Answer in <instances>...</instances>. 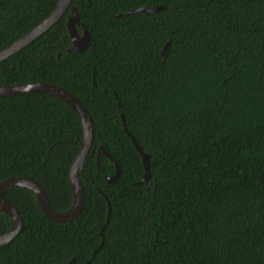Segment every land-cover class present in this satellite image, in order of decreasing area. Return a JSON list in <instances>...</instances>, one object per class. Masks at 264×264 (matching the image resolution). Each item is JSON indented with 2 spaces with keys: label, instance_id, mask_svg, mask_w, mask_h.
<instances>
[{
  "label": "trees",
  "instance_id": "16d2710c",
  "mask_svg": "<svg viewBox=\"0 0 264 264\" xmlns=\"http://www.w3.org/2000/svg\"><path fill=\"white\" fill-rule=\"evenodd\" d=\"M58 1L0 0V51ZM152 6L164 9L120 16ZM72 8L91 36L83 52L69 51ZM28 82L66 89L93 119L85 205L60 224L29 190L6 189L25 229L0 246V264H88L103 239L91 264H264V0H73L56 25L0 63V87ZM118 101L149 156V187L136 185L145 168ZM82 142L81 121L61 99L0 97V182L31 177L66 212ZM100 146L121 169L112 184L116 166L101 156L98 169ZM11 227L0 211V234Z\"/></svg>",
  "mask_w": 264,
  "mask_h": 264
},
{
  "label": "water",
  "instance_id": "95a60500",
  "mask_svg": "<svg viewBox=\"0 0 264 264\" xmlns=\"http://www.w3.org/2000/svg\"><path fill=\"white\" fill-rule=\"evenodd\" d=\"M72 1L73 0H59L49 17H47L44 21H42L39 25H37L32 30H30L20 39L9 45L4 50L0 51V63L4 62L5 60L9 59L10 57L18 54L19 52L27 48L40 36H42L44 33L50 30L54 25H56L61 20V18L66 14L68 9L71 7ZM163 9L164 7L162 6L145 7V8H140L125 12L120 16L145 13V12H157ZM67 27L71 38V45L69 47V51L83 52L87 50L91 43V36L85 24L80 22V16L77 8H72V15L69 17L67 21ZM77 27L81 28V30L83 31L82 35L78 33ZM167 51H168V44L165 46L162 52L163 60H165L166 58ZM28 93H44L61 99L70 108H72V110L78 115L81 121L83 128V142L75 160L71 165L70 174H69L70 183L74 193V201L71 208L68 211L60 213L52 209L45 190L35 179L28 176L12 177L0 182V211L8 214L12 220V227L10 228V230L4 234H0V246H4L12 243L24 232L25 229V222L20 212L9 200H7L4 197V192L8 188H24L32 192L36 196L43 214L53 222H57L60 224L69 223L77 219L82 213L85 205V189L81 180V175L84 174V162L89 156V153L92 149V145L94 142V124L88 109L81 100H79L69 91L51 83L28 82V83H18V84L0 87V97H11V96L23 95ZM118 104L120 108L124 129L131 138L134 146L136 147V149L138 150V152L140 153L143 159L145 174L142 180L138 182L136 185L139 186L145 183L147 187H149L151 184L149 156L143 152L142 148L137 143V140L127 128L119 101ZM101 156H106L115 163L116 166L115 175L111 178L110 177L106 178V181L112 184L116 182V180L120 176V172H121L120 166L117 160L113 157V155L104 146H100L97 152V166L99 170H100L99 158ZM103 231L104 228L101 229V234L104 238ZM103 244H104V239L101 245L95 250V252L90 257L88 264H91L92 259L94 258L96 253L101 249ZM75 263H76V259L73 258V260L69 264H75Z\"/></svg>",
  "mask_w": 264,
  "mask_h": 264
}]
</instances>
